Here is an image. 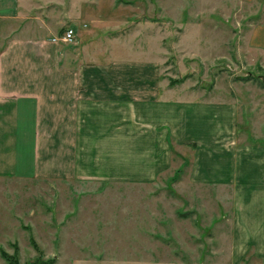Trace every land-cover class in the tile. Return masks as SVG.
<instances>
[{
	"label": "crops",
	"instance_id": "0c3cea01",
	"mask_svg": "<svg viewBox=\"0 0 264 264\" xmlns=\"http://www.w3.org/2000/svg\"><path fill=\"white\" fill-rule=\"evenodd\" d=\"M94 1L0 0V190L28 181L150 185L175 169L173 149L191 148L188 181L230 198L231 261L264 264V145L241 139L239 106L169 86L153 48L129 44L119 32L126 20L96 15ZM174 2L159 0L163 16L252 7L249 48L264 68V0ZM66 25L73 43L60 40ZM125 48L141 56H120Z\"/></svg>",
	"mask_w": 264,
	"mask_h": 264
},
{
	"label": "rangeland",
	"instance_id": "374dc122",
	"mask_svg": "<svg viewBox=\"0 0 264 264\" xmlns=\"http://www.w3.org/2000/svg\"><path fill=\"white\" fill-rule=\"evenodd\" d=\"M96 1V15L126 20L119 32L129 44L153 48L162 80L200 99L236 102L241 139L264 145V68L247 37L252 7L227 4L214 13L205 5L189 17L176 7L167 17L159 0ZM141 20L148 26L137 32ZM118 54L141 56L127 48ZM173 154L175 169L150 185L7 182L0 190V264H9L1 251L18 264H233L230 198L188 181L191 148ZM240 264L262 263L249 255Z\"/></svg>",
	"mask_w": 264,
	"mask_h": 264
},
{
	"label": "trees",
	"instance_id": "16d2710c",
	"mask_svg": "<svg viewBox=\"0 0 264 264\" xmlns=\"http://www.w3.org/2000/svg\"><path fill=\"white\" fill-rule=\"evenodd\" d=\"M181 172H182V169H179V170L177 171L176 176H174V177L172 178V180H173V181H177V180H178V176L181 174ZM33 243H34V242H33ZM34 245H35V247H37V244H36V243H34ZM1 253H2L3 258L6 259V261H7L9 264H18V262H17V257H16V256L9 255V254L6 253L5 251H1Z\"/></svg>",
	"mask_w": 264,
	"mask_h": 264
},
{
	"label": "built area",
	"instance_id": "2783aa9c",
	"mask_svg": "<svg viewBox=\"0 0 264 264\" xmlns=\"http://www.w3.org/2000/svg\"><path fill=\"white\" fill-rule=\"evenodd\" d=\"M76 38V33L73 28L67 30L61 37L60 40H62L65 43H73Z\"/></svg>",
	"mask_w": 264,
	"mask_h": 264
}]
</instances>
